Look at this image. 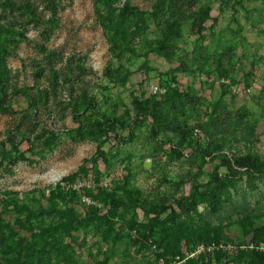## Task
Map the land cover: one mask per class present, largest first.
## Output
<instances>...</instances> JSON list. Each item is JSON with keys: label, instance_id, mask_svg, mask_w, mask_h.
Masks as SVG:
<instances>
[{"label": "rangeland", "instance_id": "rangeland-1", "mask_svg": "<svg viewBox=\"0 0 264 264\" xmlns=\"http://www.w3.org/2000/svg\"><path fill=\"white\" fill-rule=\"evenodd\" d=\"M28 1L41 15V22L30 21L19 10L0 7V24L5 33L14 35L15 41L21 39L20 33L24 34L19 43L12 42L10 48L14 54L6 58L15 90L11 108L0 111V193H12L1 203L0 218L10 228L4 234L13 235L11 241L20 245L21 253L34 234L25 229L24 216L13 210L16 200L38 211L39 205L32 198L39 200L40 194L49 197L62 178L75 174L83 166L84 178L97 183L108 181L107 195L89 207L77 200L70 205L59 199L53 205L40 200L50 212L43 221L46 225L56 223V230L50 231L53 240L61 245L52 248L51 261L47 264H65L63 250L77 264H98L105 258V264H159L158 255L162 251H152L148 242L141 241L130 229L139 226L143 233L145 226L157 224L153 222L155 212L149 210L158 206L156 211H159V205L170 206L175 214L182 215L180 219L191 220L192 229H197L202 221L209 223L221 240L218 246L209 247L194 241L182 244L184 259L192 253L195 255L190 258L205 253L213 255L218 250L236 251L239 244L243 245L240 249L254 248L255 244L248 238L241 237L235 222L238 214L233 209L244 203L252 206L259 203V208L264 210V182H254L256 188H252L250 181L243 178L238 182V194L232 192V204L214 211L208 202H198L196 213L188 209V216L181 214L178 202L187 205L199 199L190 188L191 180L201 187L199 194L211 181L213 171L217 170L218 177L227 171L217 168V161H200L193 149L197 144L204 146L201 133L197 138L188 137L181 148L182 154L177 155L171 148L180 138L171 133L155 136L147 121L136 120L132 102L135 96H152L150 85L167 91L171 87L201 95L206 104L221 99L230 112L246 108L257 119V96L264 84V0H195L196 5H191L193 11L200 7L210 9L206 30L196 33L191 28L192 18L186 19L171 61L147 49L116 60L96 21L94 0H62L55 4L54 17L41 0ZM132 4L144 11L150 9L149 0H132ZM154 31L152 26L147 32L148 39L155 37ZM40 47L53 52L55 58L47 61ZM108 64L114 70L121 69L125 78L122 86L113 85L103 77ZM49 66L56 72V85H51L49 80ZM37 67L42 71L41 77L34 74ZM36 84L39 89L34 87ZM233 88L248 91L235 96ZM84 95L95 102V116L105 113L119 120L114 132L100 133L93 139L70 134L69 130L76 127V113L85 108ZM259 129L264 132L263 121ZM9 136L17 146L15 151L8 145ZM240 145L231 146L237 150ZM98 150L104 159H97L94 165L89 160L96 157ZM9 153L15 160L13 164H9ZM257 153L264 157V142L258 146ZM145 162L150 163L149 169L144 168ZM57 174L60 176L54 180ZM110 194L115 198H108ZM171 215L170 209L161 210L158 220L169 225ZM19 221H23L22 227ZM70 229L74 231L69 233ZM41 233L40 230L35 233L38 241ZM115 235L120 236L119 240H114ZM200 247L202 252L195 253ZM11 257L0 254V264H11L8 262ZM165 259L168 264H174L169 255ZM224 260L218 263L212 258V264H231Z\"/></svg>", "mask_w": 264, "mask_h": 264}, {"label": "trees", "instance_id": "trees-1", "mask_svg": "<svg viewBox=\"0 0 264 264\" xmlns=\"http://www.w3.org/2000/svg\"><path fill=\"white\" fill-rule=\"evenodd\" d=\"M41 1L44 8L50 10L54 17L55 4L60 3L62 0ZM149 2L150 9L144 11L134 6L132 0H124V2L122 0H94L93 8L96 21L102 29L104 38L110 44L112 56L116 60L120 61L125 54L133 57L138 55L140 51L147 49L149 53L171 61L177 49V42L181 39L182 26L186 19L192 18L191 28L196 33L202 34L206 30L205 23L210 9L200 7L193 11V6L196 5L195 0H149ZM0 7L2 9L19 10L30 21L41 22L42 20L41 15L37 13L36 8L28 0H0ZM152 26L155 30V37L148 39L147 32ZM19 35L21 39L15 41L14 35L6 34L0 24V111L9 110L11 102H13L12 93H14L15 89L11 84L10 70L7 68L6 58L14 54L10 48L12 42L17 44L24 39L23 33ZM141 35H144V37ZM40 50L47 61L55 58L54 53L46 51L44 47H40ZM48 71L51 85H56L55 70L49 66ZM34 74L36 77H41L42 71L37 67L34 69ZM103 77L113 85L122 86L125 81L121 69L114 70L111 64L106 67ZM34 87L39 89L38 84ZM23 91L26 90L23 89ZM38 95L40 97L41 92ZM233 95L236 96V94ZM257 101L259 115L257 119H253V112L246 108L230 112L221 99L206 104L205 99L201 95L189 91L179 92L176 88L171 89V87L164 95L135 96L132 106L138 117L136 120L147 121L151 125L155 136L171 133L173 136L179 137L178 144L173 143L171 148L175 150L174 152L177 155L182 154L183 149L181 150V148L188 137L197 138L199 133H201L204 136L205 144L202 147L197 144L193 149L200 156V161H217V168L222 167L227 171V174L223 177H218L217 170L213 171L211 181L203 187V191L199 194L197 192L201 187L197 186V182L192 184L191 180L190 188L193 189L199 199L198 201H191L187 205H182V202H178L181 214L187 213L185 215L188 216L190 211L196 213V204L198 202H208L214 211L224 207L227 203L232 204L234 194H238V182L243 178L250 181L248 183L252 188H256L254 182H264V157L257 153L258 146L264 142V132L259 129V123L261 121L264 122V84L257 96ZM83 102L85 108L76 113L74 121L76 127L73 130H69L70 134L74 133V135L82 139H93L97 137V134L115 131V125L117 123L120 124L119 120L115 119L113 115H106L105 113L95 116V102L92 99H87L85 95ZM30 108H32V105H30ZM202 108L204 109L203 112L201 111ZM190 120L193 121V124L189 123ZM7 142L10 147L14 148V151L17 150V146L14 145V140L11 136L8 137ZM233 143L241 145L237 150H234L233 146H231ZM7 157L9 164L15 162L11 153L7 154ZM103 157L102 151L98 150L96 157L89 161H92L95 165L97 159H104ZM85 172L86 168L83 166L75 174L62 178L61 182L73 183L89 179L82 176ZM107 189L97 187L91 190L84 189L82 192L77 193L61 189L60 184L57 183L49 197L40 194L39 200L32 198L33 203L39 205L38 211H34L31 205L20 203V200H16L13 210L18 215L24 216L25 229L34 234L32 236L33 239L24 245L25 251L21 253L19 250L21 248L20 245H16L11 241L13 235L10 232L4 234V230L9 227L0 218V254L11 255L12 257L8 261L11 264L49 263L51 261L52 248L57 249L61 245L53 240V232L50 231L56 230V223L51 222L46 225L43 221L47 215H50V212L47 209L45 210L40 200L43 199L48 205H53L57 199L68 205L77 200L87 207L81 202V195L89 197L95 205L96 200H99L103 195H107ZM8 194L12 195L9 191L0 193V206ZM110 197L115 198L113 194L108 195V198ZM112 204L114 205L113 201ZM116 206L120 207L121 203H116ZM159 207V211H156L158 206L149 210V213L155 212L154 217L156 220L153 222L157 224L153 223L145 226L142 229L143 233H141L139 226L130 227L133 233L137 234L136 237L138 236L143 242H148L150 249L155 245L156 249L162 251L158 255L159 260L163 259L167 263L165 258L169 255L175 260L174 262L177 260L180 264H212V258L218 263L225 259L224 261L231 264H264V225L261 224L264 223V210L259 208V203L255 204V206L244 203L233 209V212L238 214L235 222L240 228L241 237L248 238L255 244L254 248L245 247L240 249L243 245L239 244L236 251L218 250L214 251L213 255L205 253L195 258L186 259H184L180 250L182 244L189 245L194 241L208 247L218 246L221 242L218 234L216 232L213 233L210 224L203 221L201 225L197 226V229H192L194 224L191 223V220L188 221L187 218L180 219L182 215L175 214L170 206L159 205ZM169 209L172 215L170 216V224L166 225L165 222L159 221L158 217L161 210L164 212ZM68 214L74 216V212L71 210H68ZM39 219L41 221L38 223ZM63 219L61 217L60 221L62 222ZM22 222L19 221V226L21 227ZM109 224V222L106 223L107 231L111 230ZM67 229L65 227V230ZM39 230L42 232L40 241L35 236V233ZM70 230L69 233L74 231ZM114 238L117 241L120 236L115 235ZM105 240H107V235H105ZM62 257L65 264H77L72 257L68 256L66 250L62 251ZM34 260L37 261L34 262ZM105 260L106 258L103 261ZM103 261L98 264H105Z\"/></svg>", "mask_w": 264, "mask_h": 264}, {"label": "built area", "instance_id": "built-area-1", "mask_svg": "<svg viewBox=\"0 0 264 264\" xmlns=\"http://www.w3.org/2000/svg\"><path fill=\"white\" fill-rule=\"evenodd\" d=\"M166 89L160 88L156 85H150L149 87V92L152 94H159V95H164L166 93ZM233 94H240V93H244L248 90H241L240 89H232ZM60 184L61 189L65 190V191H74V192H82L84 189H94L97 187H104L107 188L109 186L108 181H99L98 183L93 180V179H85V180H81V181H77V182H73V183H63L61 181L58 182ZM1 198V197H0ZM81 202L87 206H91L94 205V202L87 197L86 195H81ZM251 248V247H250ZM152 249L155 250V245L152 246ZM203 250V247H200L199 250L195 253H201ZM195 254H191L190 256L188 255V258L194 256ZM159 264H168L166 263L163 259L159 260ZM174 264H180V262H174Z\"/></svg>", "mask_w": 264, "mask_h": 264}, {"label": "water", "instance_id": "water-1", "mask_svg": "<svg viewBox=\"0 0 264 264\" xmlns=\"http://www.w3.org/2000/svg\"><path fill=\"white\" fill-rule=\"evenodd\" d=\"M144 168L149 169L150 168V163L149 162H145L144 163Z\"/></svg>", "mask_w": 264, "mask_h": 264}, {"label": "bare ground", "instance_id": "bare-ground-1", "mask_svg": "<svg viewBox=\"0 0 264 264\" xmlns=\"http://www.w3.org/2000/svg\"><path fill=\"white\" fill-rule=\"evenodd\" d=\"M59 176H60V174H57V175L54 177V180H56Z\"/></svg>", "mask_w": 264, "mask_h": 264}]
</instances>
